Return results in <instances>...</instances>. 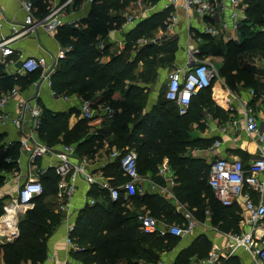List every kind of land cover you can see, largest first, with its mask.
I'll return each instance as SVG.
<instances>
[{
	"label": "trees",
	"instance_id": "trees-1",
	"mask_svg": "<svg viewBox=\"0 0 264 264\" xmlns=\"http://www.w3.org/2000/svg\"><path fill=\"white\" fill-rule=\"evenodd\" d=\"M31 1L42 11L45 8L43 0ZM134 1L138 0H95L89 14L81 21L84 26L61 27L56 36L63 46L72 45V49L59 59L50 77L51 88L57 96L78 94L91 98L98 91H103L100 101H106L117 110L121 108V111L91 132L92 126L84 118L70 127L69 118L76 112L74 108L56 112L44 107L37 127L38 135L43 142L56 148L61 144H75L79 156L93 155L103 139L112 135L111 147L137 150L138 168L144 174L148 170L155 171L162 157L168 155L179 168H190L191 173L178 170L182 183L180 188L186 192V199L198 206L203 199L202 193H207L217 221H220L219 227L227 232L238 231L240 208L237 204L225 206L215 198L208 184L210 165L203 159L196 160V164L195 160L182 155L188 145L207 147L212 143V139L209 142L204 138L191 139L189 122L199 121L205 112L228 119L229 111L215 102L211 88L202 89L193 96L186 114H179L176 103L166 98L165 89L152 109L144 112L148 83L156 81L152 70L159 62L173 59L171 55L176 50V42L167 47L150 43L138 52L135 51L136 43L141 37L152 36L159 27L165 29L173 8L168 7L141 21L128 33L125 48L118 54H110V61H102L108 54L107 44L102 38L122 25L125 20L122 11ZM140 1L155 5L160 0ZM244 2L245 18L239 26L242 42L211 40L204 46V51L223 56L220 75L231 89L238 91L237 86L242 83L252 87L259 98L261 93L264 94V68L257 64L258 60H264V0ZM100 42L104 43L102 49L98 47ZM161 52L166 53L158 60ZM140 60H143V67L139 71ZM40 76V70L25 75L11 74L7 72L5 63L0 61V96L16 85L25 89ZM116 91L122 93V99L112 98ZM20 155L19 141L5 146L0 139V186L5 182L2 171L18 169ZM103 173L118 182L124 179L118 160L105 165ZM41 179L44 191L34 198L35 206L20 218L19 236L13 242L0 244V253L6 264H28V261L30 264H42L47 257L48 239L62 221L63 214L56 210L59 203L55 196L59 176L51 168ZM89 195L96 198V203L86 204L77 216L72 238L81 249L70 251L73 259L83 264H137L139 260L156 261L163 251L177 244L178 237L150 235L140 229L137 214L149 209L161 220L181 224V215L174 212L161 196L135 193L125 197L122 193L117 200H112L108 191L97 185H91ZM142 206L146 209H141ZM2 213L3 201L0 200V215ZM208 246L204 240L182 250L175 264H189V256L195 248L203 250L205 257L210 250Z\"/></svg>",
	"mask_w": 264,
	"mask_h": 264
},
{
	"label": "crops",
	"instance_id": "crops-1",
	"mask_svg": "<svg viewBox=\"0 0 264 264\" xmlns=\"http://www.w3.org/2000/svg\"><path fill=\"white\" fill-rule=\"evenodd\" d=\"M25 1L27 0H0V41L15 34L13 31L14 25L18 28V25H21L24 22L26 16V10L24 8ZM55 1L56 0H43V4L45 5L43 11L33 3L34 16L42 17L48 14L51 3ZM181 2L182 0H178V3ZM224 2L229 5L228 8L220 13V20L223 18L228 19L229 9L232 8V5L229 3L230 0H224ZM161 3L162 6L154 11L151 10V8H147V10L141 8L142 5L140 0L132 2L129 6L123 9L122 15L125 21L120 27L110 30L109 33L102 38L104 39L103 42L107 44L108 51V54L103 56L102 61L108 62L112 59V55L110 54L114 55L121 52L126 46L128 33L141 21L168 8L166 7V4L171 3V0H161ZM244 3L245 2L243 0V4ZM134 7L140 9L141 12L144 11V13H142L141 16L138 14L134 15ZM170 7L173 8V13L175 7ZM90 8L91 4L86 0H81L79 3L74 2L63 12L62 18L65 20V25L63 26H72L69 23L71 20H78L81 22L82 19L89 14ZM236 11L241 17H245L244 6L236 8ZM126 14L134 15L133 20L135 21H130ZM178 14L180 17L179 22L169 25L170 15L166 21L167 27L165 29L159 27L154 31L152 36L141 37L136 43L137 50L135 51L138 52L140 48L147 46L150 43H154L157 46L167 47L168 44L171 46L172 42H176V50L171 55L173 59L171 61H166L165 63L159 62L158 65L153 68L154 70H152V72H155L156 74V80L162 79L165 83L168 81V73L171 70L181 68L186 63V50L188 44L193 43L192 39H196L198 41V46L200 47L203 56L214 61L216 65L218 63L221 64V68L224 64L223 56L213 54L212 52L206 53V51H204V46L211 43V40H213V42L220 40L223 43L230 40L237 42H242L243 40V35L239 28L234 29L231 27L228 28L224 34L211 35L205 32L204 28L206 25L211 23L217 24V20H213L209 17H194L189 20L182 8L178 9ZM81 23L82 26L85 25L83 22ZM59 29L56 31H49L46 28L39 27L31 33L20 35L18 38L14 39L11 43L15 52L6 58L2 57L0 53V61L3 62L4 60L7 72L11 74L25 75L26 72L20 70L19 68L21 59L26 56L45 58L48 64H53L56 61L59 62L60 52L65 47L56 36ZM165 53L161 52L157 59L159 60V57ZM142 67L143 60H140L138 70L140 71ZM38 79H40V81L37 86L31 83L25 89L20 88L19 95L11 98L4 107V110L12 114V116H17L20 114L22 101L28 100L31 101L32 105H35L41 110L44 107H47L48 109L59 112L68 111L74 108L76 112L72 113L69 118L70 127L74 126L80 119H82L79 113V103L77 99L79 96L78 94L70 95L68 99L63 98V96H55L51 85L42 79L41 76ZM237 87L238 91L231 89L221 75L219 79L213 81L212 86L210 87L212 91V98L219 106L229 111L228 119L224 120L218 116H214L210 112H205L199 121L189 122L188 133L191 139L204 138L207 142L212 139V143L207 147H201L198 144L188 145L187 150L182 154L183 157L189 160H195V162L196 160L203 159L207 165H210V162L216 156H226L228 158L238 157L244 160L246 164L252 158L264 152V140L259 142L255 135L246 132L241 118L242 103L243 101H247L257 111L258 121H260L261 124V130H264V94L261 93V96L257 98L256 93H251V91L254 90L252 87L243 86L242 83L238 84ZM159 95L157 97L154 96L152 83H148V102L147 105H145L144 112H148L152 109V107L157 103ZM103 96V91H98L94 97H91V99L100 101ZM112 98L120 100L123 98V95L120 91H116L113 93ZM231 106L234 107L233 110L230 109ZM117 111L120 112L121 108ZM24 118L25 119L23 120L21 127L16 126L12 121H9L5 125L0 124V139L2 143H5V146L12 145L13 142L19 141V138L24 133L27 135L32 134L33 142H43L37 131L41 117H33L29 112H27L24 115ZM234 119L241 120V124L238 128L232 124ZM109 120L110 118H105V114L99 111L93 119L89 120V124L92 126L91 132L102 127L105 124L104 122ZM235 136L238 137L236 141H234ZM111 139L112 135L104 138L102 145L93 155L79 156L78 154L80 158H86L88 167L95 174H100L103 172L105 165L113 162L110 152L116 146H110ZM216 141H219L220 144L214 145ZM24 155L26 154L21 152L19 157L20 162L18 161V169H14L12 171H2L5 174V182L2 186H0V200L3 201V210L4 206L13 201L16 197L21 175L23 178V173L26 171V158L24 164L22 161ZM55 160V156L48 154L40 158L37 161V164L41 166H49L50 163ZM196 164H198V162H196ZM178 170L185 171L186 173L190 172L189 167L184 166L183 168H179L177 164L172 163L171 158L168 155H164L158 163L156 170H148L145 174L141 173V178L139 180V187L141 188L140 195L157 194L161 196L166 200L168 206H170L174 212L181 215V223H187L189 221H193L195 223V226L189 234L179 238L176 245L161 253L160 258H163L164 264H175L182 250L204 240L206 244L209 245L208 247L210 250L215 245L220 247L221 264H260L257 255L245 250L244 248H238L233 254L228 255L225 236V232L227 231H224L219 227L218 222L220 221H217V215L214 214V208L211 204L210 196L203 192L201 195V198H203L201 203L198 206L192 205V203L186 199V192L184 193V191L180 188L182 183L178 176ZM91 185L92 184H88L83 179L78 181L77 192L73 197L68 210L70 212V219L73 220L74 223H76L80 210L86 204L92 205L89 202L91 197L89 195ZM55 196L56 202L58 199V203H60L56 193ZM236 204L240 208L242 218V206L240 202ZM58 205L59 204L56 206V210L60 211L58 210ZM34 206L35 203H31L21 208V211L16 216L18 223L20 218ZM130 207L134 208L132 205H130ZM142 208H145V206H142L141 209ZM60 212L63 214L62 221L60 225L55 228L48 239L47 257L42 264H83L82 262L73 259L70 255L72 248H70V245L67 242L69 228V223L66 218L67 212ZM187 214H189V216H187ZM240 223L241 219L239 222V229ZM18 236L19 228L15 231H10L8 227L3 225L0 221V244L13 242ZM203 253V250L201 251L199 248H195L189 256V264H197V262L203 258ZM0 264H6L2 252L0 253ZM28 264H30V261H28Z\"/></svg>",
	"mask_w": 264,
	"mask_h": 264
},
{
	"label": "built area",
	"instance_id": "built-area-1",
	"mask_svg": "<svg viewBox=\"0 0 264 264\" xmlns=\"http://www.w3.org/2000/svg\"><path fill=\"white\" fill-rule=\"evenodd\" d=\"M92 4L95 0H86ZM75 0H56L51 3L49 12L45 16L35 17L33 13V2L27 0L24 2L26 10L25 20L21 25L13 26V34L9 38L0 41L1 56L6 58L12 55L15 50L12 41L20 35H25L35 31L39 27L46 28L49 31L58 30L65 25L62 18L63 12L71 6ZM232 8L229 9L228 19L220 20V13L228 8L224 0H171L166 7L174 6V11L169 19V25L179 22L178 9L182 8L187 19L194 17H209L217 20V24L211 23L206 25L205 32L211 35L224 34L228 28L238 29L245 17H241L236 8L244 6L243 0H230ZM130 21L134 15L126 14ZM230 20V21H229ZM69 23L73 27L81 28L82 23L78 20H71ZM264 29V27H263ZM230 37V36H228ZM192 39V38H191ZM193 43H189L186 50V63L181 68H176L168 73V81L165 88V96L167 99L176 103L179 114H186L189 110L191 100L194 95L202 89L212 86L214 80L220 78V69L211 59L202 55V51L198 46V41L192 39ZM99 48H104V43L100 42ZM72 49V45L65 46L60 52V57H64L68 51ZM4 62V60H3ZM58 62L48 64L45 58L36 56H26L21 59L20 70L28 73L36 70L41 71V78L51 85V73L56 69ZM40 79L32 82L37 86ZM19 86H14L8 92L2 93L0 96V124H7L9 121L21 127L24 115L29 112L31 116L40 118L42 110L31 101L23 100L21 104L20 114L12 116L4 110V107L11 98L19 95ZM254 94V90L251 91ZM53 94L55 92L53 91ZM70 95H64L63 98L68 99ZM79 113L82 118L91 120L99 111L105 114V118H112L117 109L106 101H97L91 98L78 96ZM231 110L234 107H230ZM241 118L243 120L246 132L257 137L258 141L264 140V130H261L260 121H258L257 111L247 101H243L241 106ZM233 126L238 128L241 124L240 119L232 121ZM32 134L24 133L19 138L20 150L26 154V171L21 175L18 185L16 197L10 203L4 206L0 221L6 225L10 231L18 229V221L16 216L23 206L34 203V198L41 195L44 191L42 175L46 174L50 168H53L59 176L57 185V198H59L58 210L66 211L68 220L67 242L72 249H81V247L72 238L75 230V223L70 219L69 206L73 197L77 192V185L80 179L85 180L88 184L97 185L108 191L112 200H117L122 193L125 197L139 193V180L141 173L138 168V152L135 148L126 149L113 148L110 152L112 161L118 160L124 179L117 181L116 178L106 176L103 172L95 174L88 167L86 158L78 156L75 144H62L56 148L46 144L45 142H33ZM234 137V141L237 140ZM220 144L216 141L214 145ZM213 145V146H214ZM56 157V160L49 166H41L37 161L48 155ZM9 160V158H7ZM20 162V159H18ZM208 184L211 187L215 198L225 206H231L240 202L243 212L238 231L225 232L226 249L228 255L233 254L236 249L244 248L245 250L257 255L260 264H264V152L252 158L248 163L238 157L228 158L226 156H216L210 162L208 175ZM90 204H95L96 199L90 197ZM189 216V214H187ZM137 220L140 229L150 235L168 236L172 235L182 238L189 234L195 223L189 221L187 223H174L153 215L149 210H141L137 214ZM122 264V263H120ZM137 264H164L163 258L156 261L139 260ZM197 264H221V249L218 245L208 252V254L200 259Z\"/></svg>",
	"mask_w": 264,
	"mask_h": 264
},
{
	"label": "rangeland",
	"instance_id": "rangeland-1",
	"mask_svg": "<svg viewBox=\"0 0 264 264\" xmlns=\"http://www.w3.org/2000/svg\"><path fill=\"white\" fill-rule=\"evenodd\" d=\"M162 3H161V0L157 3V4H155V5H149V4H145V3H143L142 1H141V5H142V7L141 8H143V9H146L147 10V8H151V10H157L158 8H160L162 5H161ZM135 8V7H134ZM139 10V11H138ZM141 11H140V9H138V8H135V10L133 11V14L134 15H136V14H138L139 16H141L142 15V13H144V11H142L141 13H140ZM149 13H151V12H149ZM121 15H122V13H121ZM122 17H123V15H122ZM124 18V17H123ZM125 21V20H124ZM257 64L259 65V66H261V67H263L264 68V60H258L257 61ZM217 67H218V69H220L221 68V64H217ZM156 83H152V91L154 92V96L155 97H157L159 94H160V92L163 90L164 91V89L166 88V83H165V81L163 82L162 81V79H160V80H156L155 81ZM160 96V95H159ZM151 97V96H150ZM147 102H148V100H146V105H147ZM25 158H26V155H24L23 156V159H22V161H23V164H24V161H25Z\"/></svg>",
	"mask_w": 264,
	"mask_h": 264
}]
</instances>
